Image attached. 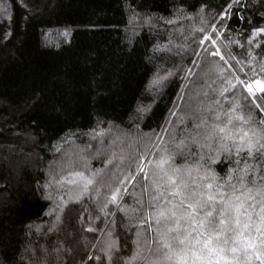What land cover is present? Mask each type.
Listing matches in <instances>:
<instances>
[{
    "label": "snow or ice",
    "instance_id": "obj_1",
    "mask_svg": "<svg viewBox=\"0 0 264 264\" xmlns=\"http://www.w3.org/2000/svg\"><path fill=\"white\" fill-rule=\"evenodd\" d=\"M259 3L264 8V0ZM6 4L0 7V40L5 41L31 18L27 0ZM118 4L127 59L146 36L153 37L151 54L147 46L144 53L156 69L146 88L153 92V105L137 101L119 121L97 113L95 127L70 131L52 146L59 154L69 136L88 138L79 148L81 170L71 169L67 177L45 173L37 182L41 198L52 201L44 213L55 216L49 231L75 203L81 205L84 231L92 234L84 238L80 264H132L133 259L138 264H264V27L242 14L244 0H167L162 12L144 0ZM184 20L200 24L185 36L188 43L157 42L161 28H178ZM233 22L247 27L234 28ZM72 31L66 27L60 33L65 42H71ZM161 59H171V67H159ZM92 76L90 87L96 73ZM165 81L176 84L178 99L168 101L158 131L148 135L140 124L149 113L156 116L153 106ZM197 82L201 91L192 101L189 85ZM52 109L60 112L62 106ZM121 126L122 135L135 134L144 147L116 164L107 159L106 166L116 171L100 199L99 190L90 191L94 179L85 178L88 161ZM65 184L72 186L67 191L75 192V200H64ZM40 251L46 257V250Z\"/></svg>",
    "mask_w": 264,
    "mask_h": 264
},
{
    "label": "trees",
    "instance_id": "obj_2",
    "mask_svg": "<svg viewBox=\"0 0 264 264\" xmlns=\"http://www.w3.org/2000/svg\"><path fill=\"white\" fill-rule=\"evenodd\" d=\"M248 1L244 0L247 8L242 14L264 26L262 9L252 8ZM144 2L158 12L167 5V0ZM27 4L31 18L6 41L0 40V264H80L84 238L92 235L82 226L81 205L70 204L55 230L49 231L55 216L44 213L52 201L41 198L37 182L45 173L67 177L69 170H81L79 148L87 142L86 136L82 140L69 136L61 152L54 153L52 146L66 133H84L95 127L97 113H106L103 119L119 121L137 101L153 105V92L146 88L156 69L144 56L146 46L151 54L153 37L146 36L137 45L136 55L127 59L118 0H27ZM5 6L6 0H0V7ZM199 26L198 20H184L178 28H161L157 42L167 44L171 39L173 44H186L187 33ZM66 27L73 29L70 43L60 35ZM233 27L247 25L233 22ZM171 63V59L156 61L162 69ZM93 72L95 84L90 87ZM189 87L195 101V94L201 91L199 82ZM179 91L175 83L164 82L153 106L156 116L149 113L140 124L143 133L158 131L161 113L167 114L168 101H176ZM54 104L62 106V111H53ZM123 132L126 129L121 126L119 132L112 133L114 139L98 144L100 153L93 152L88 161L90 170L85 178L94 179L90 191L99 190L100 199L116 171L113 165L106 166L107 159L116 164L121 157L143 150L144 139ZM71 187L63 186L65 201L77 198L74 191H67ZM84 201L87 207V195ZM30 244L32 251L26 252ZM41 249L46 250V257ZM132 264L138 261L133 259Z\"/></svg>",
    "mask_w": 264,
    "mask_h": 264
},
{
    "label": "rangeland",
    "instance_id": "obj_3",
    "mask_svg": "<svg viewBox=\"0 0 264 264\" xmlns=\"http://www.w3.org/2000/svg\"><path fill=\"white\" fill-rule=\"evenodd\" d=\"M248 3L251 4L252 8H258V9H260L259 0H249ZM261 9H262V13H263V16H264V8H261ZM262 27H264V26H262Z\"/></svg>",
    "mask_w": 264,
    "mask_h": 264
}]
</instances>
